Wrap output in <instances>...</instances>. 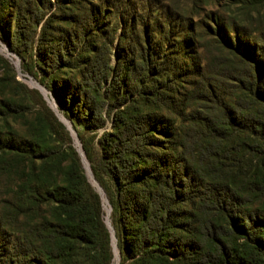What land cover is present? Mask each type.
<instances>
[{
  "label": "trees",
  "instance_id": "1",
  "mask_svg": "<svg viewBox=\"0 0 264 264\" xmlns=\"http://www.w3.org/2000/svg\"><path fill=\"white\" fill-rule=\"evenodd\" d=\"M85 1L38 31L45 1L18 0L1 40L76 131L110 124L76 134L119 261L70 136L0 56V264H264V0H95L90 37Z\"/></svg>",
  "mask_w": 264,
  "mask_h": 264
},
{
  "label": "rangeland",
  "instance_id": "2",
  "mask_svg": "<svg viewBox=\"0 0 264 264\" xmlns=\"http://www.w3.org/2000/svg\"><path fill=\"white\" fill-rule=\"evenodd\" d=\"M16 1H18V0H11L9 2L10 9H9V11H7L8 13H6L5 15L0 14V56L3 58L4 61L10 63V65L13 68V70L15 71V73L17 75V79L20 81V83L25 85L28 89H32L33 91H37L40 98H35V100L33 101L35 107L42 105V101H43L44 102L43 105L45 104V107L47 109H49L50 112H52V114L54 115V118L64 126L65 131L68 133V135L71 138L72 146L76 150H78L79 144H78V142L75 141V138L73 137V135L71 134V132L69 131V129L66 125V123H70V121L62 114V112L59 108V105L57 104V101L55 99L54 94L51 91L47 90L45 87L41 86L39 84V82L33 78V76L22 73V71L20 69V60H19L20 58L16 54L10 52L7 45H5L3 43V41L1 40V38L6 39L8 36L12 35L13 29H14V17H13V12H12L13 10H12L11 6H13V4ZM37 1H40V0H37ZM44 1H45V5L43 8V12H46V14L44 15L41 22L39 23L38 31L40 30V27L42 26V24L45 21H47V22L50 21L51 17L63 19V18H66L68 15L67 12L64 13L63 10L59 11V6L57 3V0H50L51 3L50 2L48 3L46 0H44ZM107 1L112 2L111 0H107ZM162 1H164L166 4H169L170 6H172V5H174V7L179 6L180 9L184 10V12L187 16H189V14L192 15V13L194 12L192 7L190 6V4L192 3V0H180V1H178V0H162ZM143 2H144V0H143ZM225 2H226V0H207V3L203 7L207 10V12L220 10V13H221V12H223V10L221 9V6ZM203 3H205L204 0L201 2V4H203ZM90 4L94 5L95 0H86L85 2H81L80 7H77V9H74V8L71 9V13L74 16H78V17L81 16V18H82V16L84 15V12L86 11L87 7ZM81 23L84 26V28H86V30L89 32L87 37H90L91 36V35H89L90 30L93 28L92 23L90 21H87V19H83V18H82ZM62 26H64V25H62ZM121 28H122V26L117 28L114 37H113L112 33H108L109 35L106 38L107 41L114 39L112 45L113 46L115 45V47L117 46V41L119 40V37L121 35ZM69 33L71 34L70 31H69ZM104 41H105V38L103 39L101 37V40H99L98 42L100 43V42H104ZM75 53H76V51H75ZM75 53L74 52L70 53L69 56H75ZM34 54H35V47H33V55ZM87 54H89V53H87ZM81 56H86V53L81 54ZM109 58H110V65H114L118 59L117 52L115 50H112L110 55H109ZM3 68H4V65L2 62V63H0V76H1V74H3ZM109 127H110V124H108L106 129L108 130ZM71 128H72V130H74L75 134L76 133L82 134V136L84 138H88L89 136H91L93 134H97V136H98L106 130L104 128H102V129L99 128V129H97L96 132L86 133V132H83L84 130L79 128V127L76 128L77 131L73 128V126ZM76 136H77V134H76ZM76 143H77V145H76ZM79 143H80V141H79ZM80 145H81V143H80ZM87 163H88V161H87ZM88 165H89V163H88ZM85 166H86V171H88V166L86 163H85ZM107 208H108L107 204L103 205V210L105 213L104 218H106V216H107V211H106ZM115 250L117 251V249H115ZM114 261H115V254H114Z\"/></svg>",
  "mask_w": 264,
  "mask_h": 264
},
{
  "label": "water",
  "instance_id": "3",
  "mask_svg": "<svg viewBox=\"0 0 264 264\" xmlns=\"http://www.w3.org/2000/svg\"><path fill=\"white\" fill-rule=\"evenodd\" d=\"M66 125H67V127H68V129H69V131L71 132V134L73 135V137L75 138V141L76 142H78V144H79V149L77 150V152L79 153L78 155H79V157H80V160H81V163H82V166H83V168H84V170H85V173H86V176H87V180L89 181V179H88V175H87V172H86V169H85V165H84V162H86V164H87V166H88V170H89V172L91 173V171H90V168H89V165H88V163H87V161H86V159H85V153H84V151H83V149H82V146L80 145V143H79V140H78V138H77V136H76V134H75V132H74V130H72V126H71V123H66ZM70 125V126H69ZM92 174V173H91ZM93 176V175H92ZM94 178V177H93ZM94 181H95V179H93ZM96 182V181H95ZM89 183L91 184V186H93L94 188H95V190H97V193L100 195V197H101V199H102V203L105 205L106 204V199H105V197H104V193H103V191H102V189H101V187L97 184V182H96V184H97V186H95L93 183H91L90 181H89ZM107 216H106V218H105V225H106V227L109 229V231H110V233H111V237H112V239H113V246H114V248H113V251H114V254H115V249L117 248L116 247V243H115V239H114V236H113V230H112V228L110 227V220H109V212H110V209L109 208H107ZM116 254H117V258H118V261H119V254L117 253V251H116Z\"/></svg>",
  "mask_w": 264,
  "mask_h": 264
}]
</instances>
